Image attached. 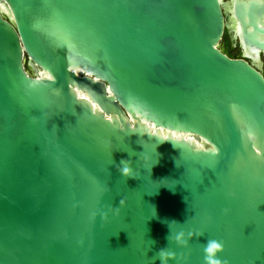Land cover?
<instances>
[{
    "label": "water",
    "instance_id": "obj_1",
    "mask_svg": "<svg viewBox=\"0 0 264 264\" xmlns=\"http://www.w3.org/2000/svg\"><path fill=\"white\" fill-rule=\"evenodd\" d=\"M0 4V264H264V0Z\"/></svg>",
    "mask_w": 264,
    "mask_h": 264
},
{
    "label": "clouds",
    "instance_id": "obj_2",
    "mask_svg": "<svg viewBox=\"0 0 264 264\" xmlns=\"http://www.w3.org/2000/svg\"><path fill=\"white\" fill-rule=\"evenodd\" d=\"M133 154L134 153H129L130 156H132ZM113 163L115 162L113 161ZM116 170L125 180L137 179V176L133 170V161L131 159H122L119 162V165L116 166ZM120 204L122 206L124 204V201L121 200ZM115 211L118 213L119 209H116ZM227 212L228 210L225 209V214H227ZM171 222L179 224L176 221ZM202 235L203 233L201 232L194 233L192 231H189L187 233H185L184 231H179L173 235L169 230L167 240L168 244H174L178 248L186 249L189 247L190 240L198 239ZM154 243L155 241H152V244ZM202 249L204 264H228L227 260L220 259V256L224 252V243L222 241L216 239H208L202 246ZM184 259L185 257L182 254L178 255L172 248L166 246L158 249L155 256L153 257V264H155L156 260H159V264H169L170 261L174 262V264H181Z\"/></svg>",
    "mask_w": 264,
    "mask_h": 264
},
{
    "label": "rangeland",
    "instance_id": "obj_3",
    "mask_svg": "<svg viewBox=\"0 0 264 264\" xmlns=\"http://www.w3.org/2000/svg\"><path fill=\"white\" fill-rule=\"evenodd\" d=\"M219 48L223 52H225L226 54H229L232 57L241 55V53L238 49L237 43L235 42V40L231 39V36L229 34H226V42L223 41V37H222L221 41L219 42ZM259 68L264 73V66L260 65ZM26 69L29 73H31V71L28 67H26Z\"/></svg>",
    "mask_w": 264,
    "mask_h": 264
},
{
    "label": "bare ground",
    "instance_id": "obj_4",
    "mask_svg": "<svg viewBox=\"0 0 264 264\" xmlns=\"http://www.w3.org/2000/svg\"><path fill=\"white\" fill-rule=\"evenodd\" d=\"M222 5H223V9L225 10V13L227 14V12L229 11V5L227 4V3H222ZM0 10L1 11H5L6 12V9L3 7V5H1L0 4ZM226 21H227V25H228V28L229 29H231V28H235V30H236V32L238 33V28H237V25L235 26V24L233 25V27H232V24H231V22H230V18L226 15ZM232 39V38H231ZM243 55L244 56H249V54L247 53V52H245L244 51V53H243ZM252 60H253V63L255 64V65H257L258 67L260 66V63L257 61V59L256 58H252Z\"/></svg>",
    "mask_w": 264,
    "mask_h": 264
},
{
    "label": "trees",
    "instance_id": "obj_5",
    "mask_svg": "<svg viewBox=\"0 0 264 264\" xmlns=\"http://www.w3.org/2000/svg\"><path fill=\"white\" fill-rule=\"evenodd\" d=\"M223 41H225L226 42V34L224 33V35H223ZM229 55V54H228ZM264 74V73H263Z\"/></svg>",
    "mask_w": 264,
    "mask_h": 264
},
{
    "label": "flooded vegetation",
    "instance_id": "obj_6",
    "mask_svg": "<svg viewBox=\"0 0 264 264\" xmlns=\"http://www.w3.org/2000/svg\"><path fill=\"white\" fill-rule=\"evenodd\" d=\"M228 55V54H227ZM228 56H230V55H228ZM240 55H238V56H236V57H239Z\"/></svg>",
    "mask_w": 264,
    "mask_h": 264
}]
</instances>
